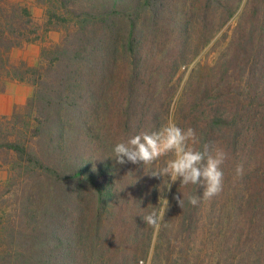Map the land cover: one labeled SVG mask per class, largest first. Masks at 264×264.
<instances>
[{
	"label": "trees",
	"instance_id": "obj_1",
	"mask_svg": "<svg viewBox=\"0 0 264 264\" xmlns=\"http://www.w3.org/2000/svg\"><path fill=\"white\" fill-rule=\"evenodd\" d=\"M48 2L42 31L62 37L30 68L12 67L8 53L36 42L39 28L28 30L25 8L0 11V71L33 87L22 108L0 118L11 123L0 131L1 165L20 195L9 219L0 218V264H137L153 228L143 217L167 180L150 174L154 166L116 163L113 148L166 123L169 105L159 85L243 4L217 65L225 89L199 84L181 108L196 133L193 147L228 154L222 167L224 176L232 172L234 189L223 182L219 195L205 199L202 185L177 181L171 198L176 234L189 237L202 200L220 213L231 192L229 227L255 243L253 264H264V0Z\"/></svg>",
	"mask_w": 264,
	"mask_h": 264
},
{
	"label": "rangeland",
	"instance_id": "obj_2",
	"mask_svg": "<svg viewBox=\"0 0 264 264\" xmlns=\"http://www.w3.org/2000/svg\"><path fill=\"white\" fill-rule=\"evenodd\" d=\"M49 5L48 0H0V11L9 10L11 7L25 8L30 16L31 26L38 30L39 39L33 43H25L21 47L13 48L8 53V61L12 67L26 68L34 67L39 61V53L43 48H49L57 44L62 33L57 31H42L45 22V9ZM246 9V5H240L238 12L225 23L213 36L205 47H197L196 54L187 60V63L181 66L172 77H168L159 85L157 93L160 92L162 99L169 105L167 113L169 114L166 123L175 122L181 128H189V121H185L181 116V108L184 106L190 90L199 84L211 85L225 89V85L218 81L217 65L220 58L226 51L231 38L233 37L237 23H239L242 12ZM192 53V52H191ZM228 87V86H227ZM33 87L30 84L10 79L2 70L0 71V118L10 117L13 111L22 108L27 100L31 97ZM214 97V94L210 97ZM1 136L5 134V128L9 129L11 123L0 121ZM5 124V125H4ZM163 124V125H165ZM162 125V126H163ZM6 126V127H5ZM193 129V128H192ZM172 158L171 154L161 157L158 161L151 164L155 170L164 166L165 162ZM0 159V199L9 198L4 204L0 205V218L9 219L12 207L18 203L20 195L15 194L17 186L15 182L7 179L6 167L1 165ZM149 167V166H144ZM232 172L225 173L224 189H234V181ZM163 178V177H162ZM168 184V178L164 177ZM160 186L159 195L157 197L156 207L154 204L149 205V209L159 210L163 205L164 199L169 202L165 217L161 221L159 230L152 228L149 236L148 229L146 236L149 241L147 244V252L145 255H139L137 264H253L255 261L254 251L255 243L244 242V233L239 228L231 229L228 220L234 217L236 212V204H232L229 200L234 197L228 192L224 201L226 207L218 208L219 212H210L211 200L203 199L196 216L195 229L190 233L189 237L183 234H176L177 214L172 204V187L167 188ZM10 191L9 194H6ZM39 202L38 205H42ZM218 205V204H217ZM221 205V203H220ZM150 213V211H148ZM164 222V225L162 223ZM93 235V234H91ZM145 236V237H146ZM146 239V238H145ZM145 243V242H144ZM122 247V245H121Z\"/></svg>",
	"mask_w": 264,
	"mask_h": 264
},
{
	"label": "clouds",
	"instance_id": "obj_3",
	"mask_svg": "<svg viewBox=\"0 0 264 264\" xmlns=\"http://www.w3.org/2000/svg\"><path fill=\"white\" fill-rule=\"evenodd\" d=\"M197 142L195 130L191 127L181 128L175 122L169 121L159 130L143 132L131 137L127 142L117 143L113 148L114 159L118 164L131 162L151 165L161 157L171 154L164 166L151 171L152 176L167 177V188L172 183L180 182L181 186L202 185L203 197L211 199L223 190L224 172L223 165L228 159V154L221 148L205 145L203 150H197L194 145ZM236 177H242L244 167L236 166ZM182 208L183 200L180 196L174 197ZM192 205L198 203V198H189ZM169 202L164 199L159 210H153L143 217L148 226L159 230L161 221L165 217Z\"/></svg>",
	"mask_w": 264,
	"mask_h": 264
}]
</instances>
